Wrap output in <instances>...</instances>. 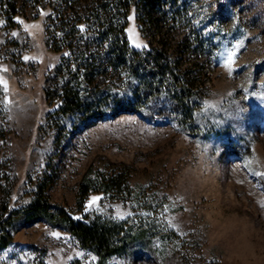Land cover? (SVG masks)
<instances>
[{"label": "rangeland", "instance_id": "1", "mask_svg": "<svg viewBox=\"0 0 264 264\" xmlns=\"http://www.w3.org/2000/svg\"><path fill=\"white\" fill-rule=\"evenodd\" d=\"M117 1L0 0V210L26 207L52 177L55 207L76 212L79 181L92 166V177L121 174L128 186L91 194L88 217L147 224L152 234V253L105 264H264V0H152L129 13V39L149 65L147 45L161 34L153 46L172 52L184 72L193 94L179 115L194 108L198 134L165 114L147 120L121 110L77 126L83 112L54 110L74 76L90 110L134 102L138 82L109 65L114 38L103 35L105 16L124 18ZM95 4L102 19L92 18ZM80 21L86 28L73 31ZM55 43L67 50L63 61ZM162 81L168 90L171 79ZM164 105L178 107L167 98ZM17 225L0 264L99 260L62 227Z\"/></svg>", "mask_w": 264, "mask_h": 264}, {"label": "trees", "instance_id": "2", "mask_svg": "<svg viewBox=\"0 0 264 264\" xmlns=\"http://www.w3.org/2000/svg\"><path fill=\"white\" fill-rule=\"evenodd\" d=\"M142 2H145L146 5L153 4L152 0H118L117 6L123 10L124 18L116 21L113 15L105 16L104 18L107 21L103 24V35L106 39L110 36L114 38L110 43V53L113 56L108 60L109 65L116 69L128 70V76L138 82V89L134 90V102L127 104V107H117L111 112L100 107L90 110L86 107L87 100L81 96L80 82L74 76L75 83L73 85L68 82L67 85L60 89L63 95L53 105L54 110L63 114L74 111L83 112L78 116L77 126L83 124L88 118L113 116L121 110L135 111L141 118L147 120H153L157 114H165L171 120L177 122L179 126L182 124L181 127L185 130L192 134H198L199 130L193 113L194 108H187L183 116L179 115V106L183 103H188L193 94L191 85L184 80V72L177 67L172 52L165 50L163 47L153 46L155 43L157 44L164 40L161 34H155L150 43H148V48H146L147 56L153 62L152 66L146 61V55L142 48L135 47L129 39L127 32L130 21L129 13L132 7L135 10ZM112 4V2H109L103 4V7L104 9H109ZM7 6V9H16L14 4H8ZM53 6V3L50 2L49 8L51 10H53ZM97 6L95 4L92 9V18L98 20L102 19V16L99 14V7ZM94 8L98 10L94 11ZM158 12V17H167L163 10L160 9ZM174 14L184 18L181 13L178 15ZM85 28L86 25L82 21L73 24L71 27L73 31L78 32ZM54 49L62 53L60 60L63 61L68 54L67 50L58 48L57 43L54 44ZM86 70L89 73L93 71V68L87 64ZM167 77L171 79V85L168 90H161L159 85ZM165 98L173 101L178 107H167L164 105ZM124 166L128 165L124 163ZM93 168L90 166L79 181L76 212L57 205L55 207L48 193V190L54 184L52 177H46L41 180L40 185L37 187L35 200L26 207L15 209L10 208L8 204L3 206L0 210V248H5L11 244L10 242L18 229L17 222L22 220L24 224L43 221L51 227L66 229L77 238L83 248H89L99 256L96 264H105L111 256L131 251L152 253V234L149 225L142 224L139 227L130 229V226L125 221L113 220L102 216L96 218L88 217L85 207L91 194L102 193L106 195L108 192H115L128 186L121 174L107 176L103 171L99 170L96 176L92 177L90 173Z\"/></svg>", "mask_w": 264, "mask_h": 264}]
</instances>
